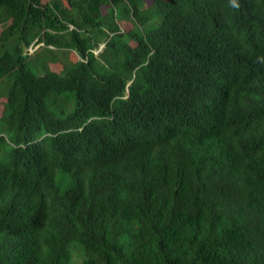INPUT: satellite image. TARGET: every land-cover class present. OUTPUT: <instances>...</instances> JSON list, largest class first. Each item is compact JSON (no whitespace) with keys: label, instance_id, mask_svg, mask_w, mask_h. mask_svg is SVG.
Returning a JSON list of instances; mask_svg holds the SVG:
<instances>
[{"label":"trees","instance_id":"16d2710c","mask_svg":"<svg viewBox=\"0 0 264 264\" xmlns=\"http://www.w3.org/2000/svg\"><path fill=\"white\" fill-rule=\"evenodd\" d=\"M0 26V264H264V0H0Z\"/></svg>","mask_w":264,"mask_h":264},{"label":"rangeland","instance_id":"374dc122","mask_svg":"<svg viewBox=\"0 0 264 264\" xmlns=\"http://www.w3.org/2000/svg\"><path fill=\"white\" fill-rule=\"evenodd\" d=\"M45 1H47V0H45ZM120 27H123L122 25L120 26ZM4 29V26H0V32L2 31ZM41 45H36V44H34V46H33V48H31V49H29V53L30 52H32V51H34V48L35 49H37L38 47H40ZM99 50L100 49H98V50H96L95 51V54H98L99 53ZM44 53V52H43ZM44 54H41V56H43ZM67 57L69 58V59H75V56H74V53H68V55H67ZM43 63V58L42 57H39L38 58V61H37V63L35 64V65H41ZM53 69H56V67H52ZM32 69H33V71L35 72V70H36V67H32ZM57 71H58V73L61 75V76H64L65 74H66V72L65 71H63L61 68H57ZM35 73H38V72H35ZM3 103H4V100L2 99V100H0V115H1V112H2V108H3ZM72 264H76L74 261H72Z\"/></svg>","mask_w":264,"mask_h":264}]
</instances>
